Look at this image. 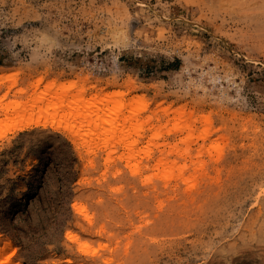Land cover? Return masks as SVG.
<instances>
[{
  "label": "rangeland",
  "instance_id": "1",
  "mask_svg": "<svg viewBox=\"0 0 264 264\" xmlns=\"http://www.w3.org/2000/svg\"><path fill=\"white\" fill-rule=\"evenodd\" d=\"M114 107L129 158L84 143ZM1 249L264 264V0H0Z\"/></svg>",
  "mask_w": 264,
  "mask_h": 264
},
{
  "label": "bare ground",
  "instance_id": "2",
  "mask_svg": "<svg viewBox=\"0 0 264 264\" xmlns=\"http://www.w3.org/2000/svg\"><path fill=\"white\" fill-rule=\"evenodd\" d=\"M51 86H54V85L51 84ZM56 89H57V87H56ZM77 100H81V97L75 96L74 101H77ZM95 100H98V99L95 98ZM97 102H99V101H97ZM91 104H92V107H94L96 110L98 109L97 108L98 106H96L95 103H91ZM56 105H57V102H56ZM114 108H116V109H114ZM114 108L108 109L105 112V114L102 116H99L98 113H95L94 115L91 116V119L89 120L87 126L88 127L94 126L95 128L93 131H91L88 134V137H87V135H85L87 139H85L84 143L86 142L87 144H91L92 142H94L95 138H97L101 135H105V134L107 136L109 135L110 137H103L102 136L100 144L103 146V144L107 143L111 138L116 137L118 140V145L126 151L125 155H126V157L129 158L132 156L134 149H135L136 142H137L133 138H131L132 137L131 131H130V129L128 130V126L132 125L130 122L133 119V115L125 114V112H123V108H121L119 110H117L118 107H114ZM80 113H81V111H80ZM120 114H122V115L120 116ZM120 117H123V119H124V123H122V124L118 123ZM35 123L39 124V122H35ZM35 123H32L30 121L24 122V123L20 122V123L16 124L15 130L25 129L26 127L30 126L31 124H35ZM74 131H75V129H74ZM72 141H74V143L79 145V143L76 140H72ZM3 251H4V249L0 250V256L2 255ZM10 256H11V254L7 257V259L4 262H8L10 260Z\"/></svg>",
  "mask_w": 264,
  "mask_h": 264
}]
</instances>
